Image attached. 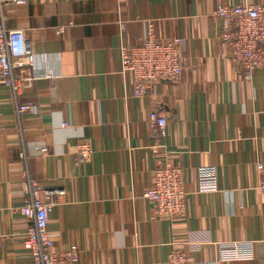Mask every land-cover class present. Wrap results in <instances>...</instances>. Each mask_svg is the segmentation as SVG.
<instances>
[{"label": "crops", "instance_id": "1", "mask_svg": "<svg viewBox=\"0 0 264 264\" xmlns=\"http://www.w3.org/2000/svg\"><path fill=\"white\" fill-rule=\"evenodd\" d=\"M249 3L264 0H28L6 8V24L25 30L39 58L35 69H16L21 94L0 84V264H33L24 246L32 222L20 211L29 177L59 192L48 229L54 250L78 245L76 264H170L174 251L187 264H264V67L249 77L230 59L215 14L219 4ZM149 19L158 38H184L185 69L136 97L121 50L144 39ZM18 100L35 101L38 111L20 114ZM152 110L166 116L165 132L150 122ZM82 143L93 149L87 158ZM165 160L185 173L187 211L177 218L162 217L145 197ZM205 166L216 168V191L199 190ZM237 241H252L254 256L226 259Z\"/></svg>", "mask_w": 264, "mask_h": 264}, {"label": "built area", "instance_id": "2", "mask_svg": "<svg viewBox=\"0 0 264 264\" xmlns=\"http://www.w3.org/2000/svg\"><path fill=\"white\" fill-rule=\"evenodd\" d=\"M27 2L28 0H0V84L18 92L22 77L16 69L28 66L35 69L39 54L32 50L24 29L8 27L5 10L10 5ZM215 14L220 21L219 39L227 46L230 59L244 67L249 77L256 69L264 67V4H219ZM126 25L125 21H121V32L126 30ZM63 30L64 26L60 28V31ZM183 43L184 38L181 36L158 38L155 22L149 19L145 37L140 43L122 45L121 72L132 75L136 97L147 96L151 88L164 78L181 77L185 69ZM45 76L52 77V74L47 73ZM37 111L35 101L18 100L20 114ZM149 120L165 132L167 118L164 114L152 110ZM92 150L88 143L79 146L82 158H87ZM257 168L260 177L258 188L264 196V161H259ZM199 190H218L214 166L201 168ZM58 193L45 188L39 180L28 178V196L20 206V211L32 222L24 238V246L32 256L33 264H76L80 260L81 250L77 244H70L61 251L53 249L54 240L48 227L50 214L57 203L55 195ZM145 197L164 218L184 215L187 211V191L185 173L181 166L166 160L160 162L154 170V178L145 191ZM225 254L226 259L252 258L254 243L234 242L226 247ZM169 263L187 264L188 259L184 252L174 251L170 254Z\"/></svg>", "mask_w": 264, "mask_h": 264}]
</instances>
